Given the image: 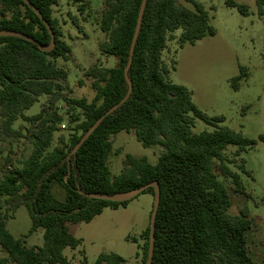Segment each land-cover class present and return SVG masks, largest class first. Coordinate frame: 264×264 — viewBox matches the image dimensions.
<instances>
[{"label": "trees", "instance_id": "obj_1", "mask_svg": "<svg viewBox=\"0 0 264 264\" xmlns=\"http://www.w3.org/2000/svg\"><path fill=\"white\" fill-rule=\"evenodd\" d=\"M29 1L51 25L56 43L46 52L26 39L0 36L2 150L12 152L13 143L19 140L32 144L30 155L21 158L19 165L6 155L8 166L0 174V245L7 252V256H0V264H72L65 250L78 249L81 240L71 233L70 224L89 223L105 208L126 206L131 201L112 202L85 193L116 195L152 182L161 188L152 264H264V257L256 263L248 251L247 232L252 227L249 212H230L229 189L219 177L230 178L236 192L244 194L241 173L230 168L226 150L236 146L240 156L257 142L221 126L224 118L208 117L193 102L186 86L170 80V69L163 60L169 35L178 30L180 47L216 35L206 7L195 0H185L193 4V9L180 0H148L126 76L143 0H104L100 28L106 37L99 49L115 58L116 65L94 66L86 72L96 90L94 101L89 102L65 94L69 74L57 60H68L71 47L63 39L61 23L54 15L61 0ZM66 1L78 4L82 14L89 5L88 0ZM256 4L263 15L264 0H256ZM227 5L249 15L247 5L231 0ZM72 23L79 27L76 17ZM0 31L23 33L43 47L51 44L43 20L24 0H0ZM246 77V70L240 68L232 85L238 89ZM129 81L132 91L128 99L74 153L97 120L127 96ZM42 96L47 101L40 112L26 115ZM61 101L65 114L58 108ZM65 117L69 133L59 135L54 145ZM20 118L23 122L16 126ZM197 119L213 130L194 132ZM124 131L134 134L146 148L162 147L157 162L127 154L124 169L114 175L109 164L113 137ZM260 140L264 142V136ZM239 170L251 175L244 163ZM56 185L65 190L63 200L53 192ZM145 192L155 198L154 188ZM22 206L32 220L29 235L39 228L44 230L41 247H27L7 229V220ZM141 238L142 257L137 264H146L150 224ZM94 264H126V259L103 253Z\"/></svg>", "mask_w": 264, "mask_h": 264}, {"label": "rangeland", "instance_id": "obj_2", "mask_svg": "<svg viewBox=\"0 0 264 264\" xmlns=\"http://www.w3.org/2000/svg\"><path fill=\"white\" fill-rule=\"evenodd\" d=\"M202 3L210 13V23L216 29V35L206 37L195 45L180 47L178 38L181 31L169 35L163 60L170 69V80L186 86L192 92L193 102L208 117H222L221 126H226L243 136L253 139L257 144L237 156L238 148L229 146L226 155L231 160L230 168L241 173L245 193L236 192L233 181L219 174L231 196L230 212L240 214L246 209L252 222L247 232L248 251L254 262L260 263L264 257V14L260 15L256 0H231L249 7V15H242L237 8L229 7L230 0H195ZM87 11L82 14L79 5L61 0L54 8V15L59 19L64 32L63 39L71 47L68 60L59 58V66L68 71L65 91L70 98H86L94 101L96 90L93 79L86 72L94 66L113 67L116 59L105 56L99 44L105 39L100 28V19L104 9V0H88ZM186 7L193 9V4L180 0ZM78 19L79 27L72 23ZM174 63V67H173ZM244 68L247 77L236 89L232 79ZM47 97L42 96L35 105L25 112L26 115L39 113ZM61 114H65V103L59 102ZM68 118L56 133V140L61 134L69 132ZM23 119L16 122L19 126ZM194 132L212 131L213 127L197 119ZM0 142V151L2 150ZM113 155L110 167L118 175L125 167L127 154L137 157L146 156L156 163L164 149L160 146L144 147L132 133L121 132L113 137ZM12 152L0 155V174L8 166L6 155L15 165L21 158H26L32 151V144L27 140L15 141ZM9 151V149H8ZM244 163L251 175L240 172L239 165ZM53 192L57 198H65V190L56 185ZM154 198L150 193H141L126 206L107 207L102 214L91 222L70 224L71 233L81 240L78 249L67 248L65 255L72 264H94L99 255L115 253L126 259V264H137L142 257L143 240L141 235L150 224ZM32 220L28 209L20 207L14 216L7 220L8 231L21 239L27 247H41L44 243V230L39 228L29 235ZM0 256L7 252L0 245ZM85 260V263H83Z\"/></svg>", "mask_w": 264, "mask_h": 264}, {"label": "water", "instance_id": "obj_3", "mask_svg": "<svg viewBox=\"0 0 264 264\" xmlns=\"http://www.w3.org/2000/svg\"><path fill=\"white\" fill-rule=\"evenodd\" d=\"M24 1L26 2V4L30 8H32L38 14V16L43 20L44 24L46 25L47 29L49 30L50 35H51V44H50V46L49 47H43L35 39L29 37L28 35L20 33V32L0 31V36H12V37L23 38V39H26L28 41H31V42L37 44L38 47L41 50L46 51V52H50L55 47V43H56L55 34L53 32V29H52L51 25L43 17L41 12L29 0H24ZM147 2H148V0H143L141 8H140V13H139V18H138V22H137V27H136V31H135V34H134V38H133V42H132V46H131V51H130V60H129L128 66L125 69L126 76H127L128 70H129V68L131 67V64H132L133 55H134V48H135V44H136V41L138 39V36H139V33H140V29H141V26H142V20H143V16H144V12H145V9H146ZM129 86H130V88H129V92H128L127 96L119 104H117L116 106L112 107L110 110H108L105 114H103L97 120V122L83 136V138L81 139L80 143L75 148L74 153L77 152V150L81 147V145L100 126V124L103 122V120L108 115L113 113L119 107V105L121 103H124L128 99V97H129V95H130V93L132 91V83H131V81H129ZM148 188H154V190H155V198H154L153 210H152L151 221H150L149 252H148V259H147V262H146V264H152L153 256H154V249H155V225H156L157 213H158L159 206H160V201H161V188H160V185L157 182H152V183L146 184V185H144V186H142V187H140L138 189L131 190V191H128V192H123V193L116 194V195H106V194H99V193H85V196L90 197V198L108 200V201H112V202H126V201L133 200L135 197H137L139 194H141L142 192H144Z\"/></svg>", "mask_w": 264, "mask_h": 264}]
</instances>
